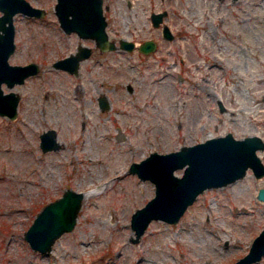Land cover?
Here are the masks:
<instances>
[{"label":"rangeland","instance_id":"obj_1","mask_svg":"<svg viewBox=\"0 0 264 264\" xmlns=\"http://www.w3.org/2000/svg\"><path fill=\"white\" fill-rule=\"evenodd\" d=\"M30 1L46 13H15L9 60L39 69L2 83L19 100L15 118L0 114V264H228L246 253L264 225V173L247 167L203 189L176 221L153 218L133 241L131 212L155 184L128 166L228 130L264 138V0H103L109 37L153 38L149 52L101 50L62 29L56 0ZM155 11L163 12L157 24ZM78 42L93 52L76 74L52 65ZM48 127L61 145L42 151ZM256 152L264 163V147ZM68 186L84 192L73 228L49 251L33 249L25 229ZM249 264H264V253Z\"/></svg>","mask_w":264,"mask_h":264},{"label":"water","instance_id":"obj_2","mask_svg":"<svg viewBox=\"0 0 264 264\" xmlns=\"http://www.w3.org/2000/svg\"><path fill=\"white\" fill-rule=\"evenodd\" d=\"M107 6L103 5V0H56L54 11L64 31H75L81 37L92 38L101 50L116 47L131 50L136 45L143 52L155 49L156 41L153 38L136 43L125 37H120L118 42L109 37L104 13ZM0 10V114L15 118L19 93L14 89L4 90L2 83L11 87L16 82H22L26 76L38 71L39 64L33 60L24 63L9 60L15 49L14 15L20 12L29 16H42L45 8L30 0H0ZM151 19L157 24L163 19V12H152ZM162 31L168 38L173 36L168 25H164ZM91 51V45L80 42L73 51L55 58L52 65L77 73L80 60L89 56ZM98 102L101 107L109 105L104 94L98 96ZM60 145L54 127L40 131L39 146L42 151L57 149ZM258 147H264V138L260 135L235 137L228 130L224 134L184 143L171 150H151L144 157L132 160L128 170L141 178L152 180L155 190L151 197L131 212L130 225L134 234L130 235V239L138 240L153 218L176 221L199 192L242 176L247 167L255 175L263 174L264 163L256 152ZM177 167H183L181 174L174 172ZM83 195L82 190L68 186L59 196L43 204L24 231L29 245L41 252L49 251L61 233L73 228ZM258 197L264 198V186L259 187ZM263 253L264 225L254 235L248 251L228 264H249Z\"/></svg>","mask_w":264,"mask_h":264},{"label":"flooded vegetation","instance_id":"obj_3","mask_svg":"<svg viewBox=\"0 0 264 264\" xmlns=\"http://www.w3.org/2000/svg\"><path fill=\"white\" fill-rule=\"evenodd\" d=\"M45 13H46V10H45ZM43 15H44V14H43ZM38 17H39V16H38ZM74 32H75V31H74ZM89 39H92V38H89ZM92 40H93V39H92ZM93 41H94V40H93ZM78 43H80V42H78ZM136 46H137V45H136ZM95 47H98V46L95 45ZM98 48H99V47H98ZM140 51H141V50H140ZM92 52H93V48H92V51H91L90 55L92 54ZM148 52H149V51H148ZM90 55L80 60V66H81L82 61L85 60V59H87L88 57H90ZM80 66H79V68H80ZM78 71H79V70H78ZM68 72H69V71H68ZM70 73H73V72H70ZM74 74H76V73H74Z\"/></svg>","mask_w":264,"mask_h":264},{"label":"bare ground","instance_id":"obj_4","mask_svg":"<svg viewBox=\"0 0 264 264\" xmlns=\"http://www.w3.org/2000/svg\"><path fill=\"white\" fill-rule=\"evenodd\" d=\"M213 63H214V65H215L216 62H213ZM243 192H245V191H242V193H243ZM246 194H247V193L245 192V195H246ZM245 195H244V196H245ZM245 197H246V196H245ZM143 259H145V258L142 257V258L140 259V260H141L140 262H144ZM146 262H148V261H146ZM144 263H145V262H144ZM142 264H143V263H142ZM147 264H148V263H147Z\"/></svg>","mask_w":264,"mask_h":264}]
</instances>
